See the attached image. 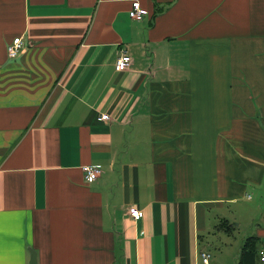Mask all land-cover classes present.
<instances>
[{
	"label": "crops",
	"instance_id": "crops-1",
	"mask_svg": "<svg viewBox=\"0 0 264 264\" xmlns=\"http://www.w3.org/2000/svg\"><path fill=\"white\" fill-rule=\"evenodd\" d=\"M233 206L263 250L264 0H0V264H203Z\"/></svg>",
	"mask_w": 264,
	"mask_h": 264
},
{
	"label": "built area",
	"instance_id": "built-area-1",
	"mask_svg": "<svg viewBox=\"0 0 264 264\" xmlns=\"http://www.w3.org/2000/svg\"><path fill=\"white\" fill-rule=\"evenodd\" d=\"M131 18L134 20H141L143 17L147 15V12L142 8L140 2L133 3V9L130 13ZM23 50V40L21 38H16L12 44L8 47V55L11 59H16L21 51ZM131 65V58L127 55H122L119 59L116 70L118 72H124L129 69ZM108 115H102L100 120H108ZM85 172V179L88 183L95 182L101 175L102 170L99 166H86L83 168ZM130 216L138 221L144 218V212L139 210L138 208L132 207L129 211ZM261 261L264 263V249L261 250ZM201 260L203 264H211V255L209 253L203 252L201 254Z\"/></svg>",
	"mask_w": 264,
	"mask_h": 264
},
{
	"label": "rangeland",
	"instance_id": "rangeland-1",
	"mask_svg": "<svg viewBox=\"0 0 264 264\" xmlns=\"http://www.w3.org/2000/svg\"><path fill=\"white\" fill-rule=\"evenodd\" d=\"M257 200H258V203H260L261 201L260 198H255L252 202L255 204L254 206V211L253 213L258 215V213L256 212L255 208L258 209L259 213L262 212L260 210V204L257 203ZM232 216L230 217V224H231V227H232V235L230 237V242L226 244L225 246V249H223L225 252H226V255H227V259H228V255H232L234 253L237 252V250L239 249V244L242 242V237H246L248 239L249 237V230L247 229L248 227V224H249V217H248V214L247 212L243 211L241 213H239L237 211V207L236 206H233L232 207ZM263 215V214H262ZM236 217H239L238 219ZM257 217V216H255ZM239 223H242L241 224V227H238L237 225ZM218 226H222V223L221 221L219 222V224H217ZM252 228V226H251ZM215 234L217 233H212V236H209V239L206 240L204 242V245H206L208 247V252L210 255H211V262H212V257L213 256H216L218 253L220 255H222V248L224 247L223 244H221V239L220 237H215ZM206 236V237H208ZM220 236H226V235H220ZM224 238V237H223ZM209 245V246H208ZM215 259V257H214ZM234 263V262H232Z\"/></svg>",
	"mask_w": 264,
	"mask_h": 264
},
{
	"label": "trees",
	"instance_id": "trees-1",
	"mask_svg": "<svg viewBox=\"0 0 264 264\" xmlns=\"http://www.w3.org/2000/svg\"><path fill=\"white\" fill-rule=\"evenodd\" d=\"M260 244L261 240L259 238H249L243 247L239 264H263L261 261Z\"/></svg>",
	"mask_w": 264,
	"mask_h": 264
},
{
	"label": "water",
	"instance_id": "water-1",
	"mask_svg": "<svg viewBox=\"0 0 264 264\" xmlns=\"http://www.w3.org/2000/svg\"><path fill=\"white\" fill-rule=\"evenodd\" d=\"M36 262H37L36 253L31 250V264H35Z\"/></svg>",
	"mask_w": 264,
	"mask_h": 264
}]
</instances>
